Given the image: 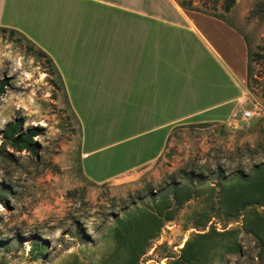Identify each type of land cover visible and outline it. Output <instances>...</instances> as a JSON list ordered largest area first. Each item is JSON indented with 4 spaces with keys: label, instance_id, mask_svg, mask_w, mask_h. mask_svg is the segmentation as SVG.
Listing matches in <instances>:
<instances>
[{
    "label": "rangeland",
    "instance_id": "374dc122",
    "mask_svg": "<svg viewBox=\"0 0 264 264\" xmlns=\"http://www.w3.org/2000/svg\"><path fill=\"white\" fill-rule=\"evenodd\" d=\"M228 1L182 0L235 79L236 112L173 128L162 154L133 168L132 155L112 167L137 143L124 141L118 122L89 144L40 50L0 31V264H66L91 245L92 264L133 255L135 264H264V240L248 236L251 220H264V210L252 214L264 206V0H234L226 13ZM10 124L37 133L32 150L5 138ZM122 219L131 223L117 228ZM34 240L47 245L44 258L30 253Z\"/></svg>",
    "mask_w": 264,
    "mask_h": 264
},
{
    "label": "crops",
    "instance_id": "0c3cea01",
    "mask_svg": "<svg viewBox=\"0 0 264 264\" xmlns=\"http://www.w3.org/2000/svg\"><path fill=\"white\" fill-rule=\"evenodd\" d=\"M0 28L22 34L53 61L89 144L105 137L98 127L116 122L124 141L137 142L113 168L128 155L131 168L154 160L179 125L224 123L236 112L234 77L175 0H0ZM249 229L264 240L263 219ZM190 240L188 232L181 256Z\"/></svg>",
    "mask_w": 264,
    "mask_h": 264
},
{
    "label": "trees",
    "instance_id": "16d2710c",
    "mask_svg": "<svg viewBox=\"0 0 264 264\" xmlns=\"http://www.w3.org/2000/svg\"><path fill=\"white\" fill-rule=\"evenodd\" d=\"M178 3L182 9H184L185 11L187 10V5H185L182 2V0H179ZM234 4H235L234 0L228 1L227 4L225 5L224 11L226 13H229L231 11L232 7L234 6ZM0 31L10 32L13 34L18 33L14 30H9V29H4V28H0ZM40 54L43 58H45L48 61L49 65L51 66V68L54 71V74H56L59 77V79L61 80V82L63 84V80L61 78V75L59 74V71L55 67L53 61L45 53H43L41 50H40ZM253 57L260 58V56L257 54L253 55ZM7 87H8V83L6 81L0 82V101H1V98L5 94V90ZM36 136H37V133H33V132H31L30 134L20 133V127L18 125H12V124L8 125V129L6 130V133H5V138L8 139L9 141H11L14 148H16L20 151L32 150L33 145H34L33 139ZM128 216H130V215H128ZM125 218H128V217H125ZM129 223H131L130 220H126V221H125V219L119 220L117 223V228H119V227L124 228L125 224H129ZM79 234H82V233L79 232ZM84 237H85V235H84ZM94 248H95L94 245L87 246L75 254L67 255V257H66L67 260L65 263L66 264H92L91 260L94 257V251H93ZM46 250H47V245H44V243H40L37 240H34V243L31 247L30 253L32 255H37V256L44 258L46 256V253H45ZM133 256H131V258L129 259L127 264H135L136 263V259Z\"/></svg>",
    "mask_w": 264,
    "mask_h": 264
},
{
    "label": "built area",
    "instance_id": "2783aa9c",
    "mask_svg": "<svg viewBox=\"0 0 264 264\" xmlns=\"http://www.w3.org/2000/svg\"><path fill=\"white\" fill-rule=\"evenodd\" d=\"M251 116H252L251 113L250 114H245L243 119L244 120H248Z\"/></svg>",
    "mask_w": 264,
    "mask_h": 264
}]
</instances>
